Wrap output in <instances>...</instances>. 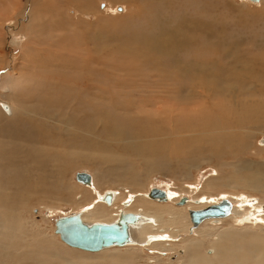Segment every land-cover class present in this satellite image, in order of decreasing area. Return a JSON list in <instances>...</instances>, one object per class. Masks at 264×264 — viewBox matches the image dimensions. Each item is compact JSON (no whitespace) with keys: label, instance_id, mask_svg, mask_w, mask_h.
I'll return each mask as SVG.
<instances>
[{"label":"rangeland","instance_id":"obj_1","mask_svg":"<svg viewBox=\"0 0 264 264\" xmlns=\"http://www.w3.org/2000/svg\"><path fill=\"white\" fill-rule=\"evenodd\" d=\"M249 1L0 0V128L36 131L29 145L50 158L37 165L28 144L14 150L12 135H0L9 158L0 164L7 189L0 264H46L42 239L57 253L50 264H182L186 244L200 242L203 254L219 235L221 262L231 253L260 256L251 245L264 244V223L243 221L240 210L189 234L188 203L178 209L177 199L145 197L158 188L203 198L204 206L223 197L247 210L264 205V190L247 183L264 171V0ZM257 104L262 113H245ZM78 172L92 175L93 188L76 182ZM107 191L120 196L110 214L160 207L149 213L162 214L167 252L141 244L70 251L55 220L80 212L88 222H110L109 214H91L96 194Z\"/></svg>","mask_w":264,"mask_h":264},{"label":"bare ground","instance_id":"obj_2","mask_svg":"<svg viewBox=\"0 0 264 264\" xmlns=\"http://www.w3.org/2000/svg\"><path fill=\"white\" fill-rule=\"evenodd\" d=\"M80 1V0H78ZM249 1V0H248ZM254 1V0H252ZM77 2V1H76ZM250 2V1H249ZM78 3V2H77ZM84 3V2H83ZM83 3L79 2L78 4L80 5V7L83 5ZM90 4V3H89ZM122 8L121 7H117L116 8V12H121ZM23 16L25 15V18L27 20V22H30L29 20L31 19V14H26L23 13L22 14ZM168 38V37H167ZM168 41V40H167ZM154 46H157V43L155 44H152ZM240 107V106H239ZM238 107V108H239ZM6 110H9L8 107H5ZM5 110V111H6ZM240 110H238L239 112ZM244 111V109H243ZM256 113V114H259V113H262L263 112V104H257V106H251L250 108L247 107V109H245V113ZM9 114V113H8ZM243 115V114H242ZM256 116V115H255ZM16 117H18V115H15L14 118L16 119ZM54 119V118H53ZM58 121V120H57ZM61 122V120H60ZM59 123V122H57ZM225 123V122H224ZM3 133H8V135H12V142H13V147H14V150L15 149H18L21 147V144L24 143V144H28L34 140V141H37V139L40 137L36 134V131L34 132L33 130L31 131L29 128L27 127H19V129H15L14 127H11L10 129H3V128H0V135L3 134ZM232 134V133H231ZM237 134V133H236ZM215 135V134H214ZM242 135V134H241ZM223 137V135H219V137ZM227 136V135H226ZM230 136V135H229ZM219 137L217 136L218 139H215L213 138L211 140V142H214L216 143V146L220 144H218V140H219ZM244 137V136H243ZM33 138V139H32ZM35 138V139H34ZM225 138V135L224 137ZM229 138V137H227ZM226 139V138H225ZM209 141V139H208ZM227 141V140H225ZM238 141H243L241 140V138H239ZM152 143V142H151ZM155 143V142H153ZM159 143V142H158ZM230 142L227 141L226 143H224L223 145L224 146H227L228 148V144ZM262 144H264V140H262L261 142ZM210 144V143H209ZM147 145V144H146ZM151 145V144H149ZM153 145V144H152ZM156 145V144H155ZM154 145V147H155ZM30 146V145H29ZM148 146V145H147ZM144 147V148H147ZM213 146L215 147V152L216 151H220L221 148H218L219 146ZM152 147V146H151ZM159 147V146H158ZM157 145H156V148L158 149ZM160 147H163L162 145H160ZM1 148V147H0ZM150 148V146H149ZM162 149V148H161ZM29 155H33V159H34V162L35 164L37 165H41L43 163H45L46 161H49V157H45L44 155H41V152L36 144V142H34L33 146L29 148ZM137 150V149H136ZM144 150V149H143ZM148 150V149H146ZM151 151V149H150ZM149 151V152H150ZM153 151V150H152ZM151 151V152H152ZM137 152V151H136ZM13 153V152H12ZM100 153V152H99ZM155 153V151H154ZM41 155L42 157H44L43 159H41V163L39 162L40 159L39 157L37 158L38 155ZM101 154V153H100ZM103 154V153H102ZM151 154V153H150ZM8 154H6L7 156ZM3 153L1 154L0 152V164L6 159V160H9V158H7ZM108 156V155H107ZM105 156V157H107ZM108 158V157H107ZM39 160V161H38ZM47 163V162H46ZM5 164V163H4ZM3 164V165H4ZM46 167V166H44ZM6 169L4 168L3 166L0 165V175L2 174V172H4L3 170ZM46 169V168H45ZM35 170V169H34ZM29 171V170H28ZM17 173H20L19 171ZM37 173V172H36ZM78 173H82V172H78ZM86 173V172H84ZM257 173V175H256ZM20 174H23L24 176L26 175L25 171L23 170ZM77 174V173H76ZM75 174V176H76ZM90 178H91V182L87 185L83 184L82 182H79V181H76L78 182V184H81L83 186H86V187H89V188H93V184H94V181H93V178H92V175L87 173ZM252 175H255V179L254 180H250V181H247V183L250 185V186H255V185H258L257 187L264 190V171L262 170H257V172H252ZM4 176V175H3ZM18 176V175H17ZM74 176V178H75ZM46 176L44 175H41V179H45ZM20 178V177H19ZM24 179V177H23ZM228 180V179H226ZM231 181V178L228 180V182ZM36 185V184H35ZM38 186H34L35 189L38 188L41 193L44 192L43 190L45 189V184L44 183H38L37 184ZM53 185V184H52ZM50 186V185H49ZM22 188V187H21ZM152 189H158V188H151L149 190V192L145 195L146 198L152 200V201H156L158 203H168L169 201H171L172 199H177L176 202H174L178 209H183L181 206H184L186 203H188V209H187V214H188V217H189V212L190 211H198V210H203L209 206H212V205H216L218 204L220 201L222 200H228L231 204H232V209L230 211V215L225 217V218H213V219H208V220H205L203 221L202 223H210V224H213V225H217L219 224L220 222H222V220L226 219V218H232L236 215V210H240L241 212V216L240 218L243 219V221H248V223L250 222V220L253 222V223H264V210H263V206L264 205H257L254 206V205H250L249 209L247 210L245 207H243V202H239L238 204H236L235 202H231V200H229L228 198L226 197H223L222 199L220 200H216V199H212L210 204L207 205V206H204L206 203L205 201L207 200H204L203 198L199 199V200H193V201H190L188 197H182L181 195L179 194H174V193H169L163 189H158V190H162L164 191L165 193V197L164 198H159V196H155L154 198L150 196V191ZM173 192V191H172ZM7 189H6V186L5 185H2L0 184V202H6L5 201V196L7 195ZM98 199L97 201H99L100 203L99 204H95L93 205V208L91 210V214L92 216H97V217H103V216H106V215H110V219L111 221L110 222H106V223H103V222H95V223H91V222H88L86 221V219H84V217H82V214L80 212H77L75 214H72V215H68V216H63V217H60L58 219H56L55 221H58L60 219H64V218H69V217H73V216H78L80 221L84 224H86L87 226H91V225H94V224H101V225H110V224H115L118 228L119 231L121 232H126L127 234V240H128V243H126L125 245L123 246H110V247H104L102 248L100 251L101 253L106 251L104 249H107L109 250L108 248H111V247H118V248H122V247H126V246H131V245H138V244H141L142 246H146V245H151L152 249H154L156 252H159V253H164V252H167V249L164 248V245L167 244L166 242L170 240L171 238V234L170 236H166L164 235L165 233L163 231L164 228H159L161 225V223H163L162 221V214L161 215H157L156 213L154 214H150L149 211L150 210H158L160 211V207L158 205H155V204H152V203H147L148 204H145V203H140V204H135L133 206L134 209H136L137 207H142L143 210H146L145 213L141 214V213H133V212H127V211H120L118 214L114 215V214H110V212H108V210L110 208H112V206L116 203L117 200H119L120 196L114 192V191H107V192H103V194H96ZM238 196V195H237ZM42 197V196H41ZM221 198V197H220ZM231 199V198H230ZM141 200V199H140ZM182 201V203H180ZM209 200V199H208ZM8 201V200H7ZM121 201V200H120ZM129 200L126 201L124 204H123V207L126 209L129 205ZM136 202V201H135ZM138 202V201H137ZM194 204L191 205V204ZM209 203V202H208ZM254 203V202H253ZM134 204V203H133ZM255 204V203H254ZM3 207V205H0V209ZM117 208V207H116ZM121 208V207H120ZM167 209V208H166ZM186 209V208H185ZM166 212V210H162L161 213H164ZM169 213V211H167ZM179 212V211H178ZM10 213V211H9ZM8 213V214H9ZM250 213V216L252 217L251 219L247 218V214ZM125 214H132L135 219H134V222L132 223H125L123 220H122V217L123 215ZM164 215V214H163ZM165 216V215H164ZM233 216V217H232ZM187 217V219L190 221V219ZM172 218L174 219V217L172 216ZM177 221V220H176ZM178 222V221H177ZM188 222V221H187ZM88 223H91V224H88ZM172 223V222H170ZM201 223V224H202ZM188 224V223H187ZM190 224L191 226L189 227V229H187V231L189 232V234H193V231L196 230L201 224H199L196 228H192V223L190 221ZM175 225V223H174ZM165 226V225H164ZM162 227V226H161ZM174 227V226H173ZM3 229H4V224H3V221L0 217V246H2L4 244V242L7 240V235L6 233L3 232ZM32 228H30L29 230V233L31 236L33 237H37L38 236V233L36 232H33L31 230ZM174 229V228H173ZM176 229V228H175ZM178 229V227H177ZM177 231V230H175ZM174 231V232H175ZM180 232V231H179ZM177 233V232H176ZM44 234V233H43ZM42 234V235H43ZM55 234L59 236L60 238V234L56 232V226H55ZM227 234H230V233H227ZM40 236V235H39ZM43 237V236H42ZM174 237V235L172 236V238ZM206 239L209 240V238L211 237V234H207L206 236ZM45 238H47V236H45ZM165 241H164V240ZM217 241L216 242H213L210 244V248L207 249L208 251L211 252V256L208 255L207 253V250L202 254L201 252V249H202V244L200 242L198 243H195L194 245L192 243H190L189 245L186 244L185 245V251H186V256L185 258H187V261L183 262L182 264H230L229 262H232L234 264H264V244H253L251 245L255 250H258L261 251L260 252V256L258 258H255V259H249V258H241V259H235V253H231L230 255H228L224 261L221 262V251H218L216 250V248L218 247H221L222 248V239H225L223 235H219V237H217ZM61 240V238H60ZM43 243L47 246V251L49 252L48 254V259H52L48 262H46V264H50L51 261H53L54 259H58L57 257V253L53 252L49 246V244L47 242H44V240L42 239ZM48 241V240H47ZM62 241V240H61ZM63 242V241H62ZM64 243V242H63ZM65 244V243H64ZM67 245V244H66ZM70 247V246H69ZM149 247V246H148ZM73 248V247H71ZM74 249H78V248H73V250L70 249V251L74 252ZM192 249V250H191ZM194 249V250H193ZM50 250V251H49ZM78 250H81V249H78ZM103 250V251H102ZM81 251H84V250H81ZM100 251H97V252H90V253H98ZM76 252V251H75ZM84 252H88V251H84ZM209 252V253H210ZM63 261V260H62ZM65 262V261H63ZM39 263H42V262H39ZM44 263V262H43ZM66 263V262H65Z\"/></svg>","mask_w":264,"mask_h":264},{"label":"water","instance_id":"obj_3","mask_svg":"<svg viewBox=\"0 0 264 264\" xmlns=\"http://www.w3.org/2000/svg\"><path fill=\"white\" fill-rule=\"evenodd\" d=\"M75 179L85 185L91 182L90 176L84 172L77 173ZM157 195L159 198L165 197V193L162 190L152 189L150 191L151 197L154 198ZM231 209L232 204L228 200H222L218 204L203 210L190 211L189 219L192 223V228H196L208 219L225 218L230 215ZM134 219L135 217L132 214H125L122 217L125 223H132ZM55 226L56 232L60 234V238L65 244L88 252H97L104 247L123 246L128 243L126 232L119 231L115 224L87 226L80 221L78 216H73L55 221Z\"/></svg>","mask_w":264,"mask_h":264}]
</instances>
